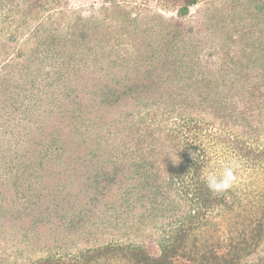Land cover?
<instances>
[{
  "label": "trees",
  "instance_id": "16d2710c",
  "mask_svg": "<svg viewBox=\"0 0 264 264\" xmlns=\"http://www.w3.org/2000/svg\"><path fill=\"white\" fill-rule=\"evenodd\" d=\"M148 1L127 9L103 0L108 13L98 18L71 0H0V217L10 214V198L15 206L30 199L32 225L43 230L56 222L51 227L64 232L46 238L50 254L24 258L18 247L0 264H179L180 257L264 264V0H158L159 11ZM200 1L207 5L200 28L179 21ZM170 9L176 17L161 12ZM237 12L255 14L263 26L250 27ZM206 27L222 37L210 52L206 43L211 47L215 36ZM5 29L20 45L13 57ZM141 44L147 58L136 61ZM163 52L167 67L157 74ZM216 55L212 67L204 61ZM83 59L123 69L104 83L98 116L87 118L99 129L89 138L79 95L64 115L53 107L63 100L53 97L56 84L81 73ZM120 125L121 134L128 131L122 143L107 129ZM129 150L132 162L122 163ZM232 159L241 175L231 190L214 195L204 175ZM258 179L256 193L244 190ZM99 205L113 210L104 215L107 227L118 222L135 237L76 244L100 234V227L84 225ZM147 227L157 233L158 253L139 237ZM213 229L219 236L212 243Z\"/></svg>",
  "mask_w": 264,
  "mask_h": 264
},
{
  "label": "rangeland",
  "instance_id": "374dc122",
  "mask_svg": "<svg viewBox=\"0 0 264 264\" xmlns=\"http://www.w3.org/2000/svg\"><path fill=\"white\" fill-rule=\"evenodd\" d=\"M71 6L72 7H80V9H82L83 11H85V14H95L97 15L98 18H103L104 16H107L106 14L108 13L107 10H103L101 9V5L103 3V0H71ZM120 1L122 4H124L126 7L132 8L133 5L135 4H141L143 3L145 0H118ZM149 5L150 7L153 8V10H158L160 6L157 5V3L159 2L158 0H149ZM218 2V0H217ZM93 4V6L91 7V4ZM160 3V2H159ZM219 3V2H218ZM242 6V5H241ZM103 7V6H102ZM161 12L165 13L166 16H171V17H176L177 16V12L176 10H167L164 12V10H162ZM191 14L187 16V18L183 19V20H179L181 22H184V24L186 25H195L196 27L200 28V24L201 21L203 20V17H205V14L207 13V5L206 3H204V1H200L198 5L193 6L191 8ZM239 13V12H237ZM243 14L239 13V16H241ZM246 15V20H244L247 25H253L256 26V24L258 23L257 18L253 17L254 15H249V14H244ZM243 15V16H244ZM179 19V18H178ZM243 21V22H244ZM178 24V23H177ZM258 27L263 26L261 24H257ZM206 30L208 34H212L215 36V40L212 42V46L210 47V42L206 43L208 46L205 47V49H207L209 52L214 50L215 46L220 45L219 42L221 41L220 39L222 38H218L216 33H214L213 29H204ZM197 30V28H196ZM8 29L3 30V36L6 42H8V45L11 47V50L14 51L13 55L11 57H13L16 53L17 50H19L20 45L17 43H14L12 41H9L10 39V34L8 33ZM199 31V30H197ZM193 37L196 36V33H192ZM148 44V43H147ZM147 44H141L138 47V51L136 52V61H145L147 58ZM22 48H24L22 46ZM162 55V59H161V63L160 66L157 70V74L161 72V66H165L167 67V59L165 58V53H161ZM10 57V58H11ZM219 55H216L214 58L209 57L210 59H207L208 57L205 58L204 61H209L210 66L212 67L214 65V63L219 60ZM10 58L8 60H10ZM7 60V61H8ZM105 64L106 67L104 70H102V64ZM80 68H81V73L79 74H72L71 76H69L68 78L62 80V82H58L56 84V86L58 87H54V92H53V97L56 100V98L58 100H61V98H63V100L59 101L57 103L56 106L53 105L54 110H57L58 113H60L61 115L66 114V110L68 108H71L72 106H74L73 103V97L76 95H79L81 97V102L84 104V113L81 114L79 116V118L83 119L85 118L86 121L83 122L85 127H82V130L85 133H88L87 136L88 138L90 137V133L89 131H97L99 129V126H95V125H91L90 121H87L88 117H92L93 119L96 117L97 118V109L101 108L102 106L100 105V99H101V95L102 93L105 91L104 88V83L105 82H110V80L112 79L113 76H119L120 74H122V68L121 66L118 65H111V63H106L102 60H98L96 62L94 61H90V63L87 64L86 60L83 59L80 63ZM216 64V63H215ZM120 65V64H119ZM129 66L131 64H128ZM257 66H259L257 64ZM47 78V77H46ZM68 79V80H67ZM49 78H47V80L43 81L46 82L48 81ZM66 81V84H63V82ZM87 80V82L89 84H86L85 81ZM99 80L101 84H97V81ZM83 84L85 86H83ZM46 85H44L45 87ZM67 87L70 88V91L67 92ZM43 89V88H42ZM53 90V89H52ZM49 92V91H47ZM69 93V95L67 94ZM68 95V96H67ZM163 101V99H162ZM79 111H76L75 113L77 114ZM60 117V116H59ZM138 119V118H137ZM118 127V126H117ZM123 126L120 125L119 129H114V127L110 126L107 129L109 131H114L116 133V131H118V138H116V141L118 143H122V141L125 139L128 131L127 129L124 130V133L121 134V130H122ZM107 129H103L102 131L104 134H110V132L107 131ZM126 131V132H125ZM115 135V134H114ZM112 135V136H114ZM122 138H124L122 140ZM111 141V140H110ZM120 141V142H119ZM92 143V142H91ZM93 144V143H92ZM220 147V146H219ZM132 151L129 150L128 153H131ZM128 158V159H127ZM134 158V155H126L125 158L122 159V163L125 162L126 163H131L132 160ZM121 160H119L120 163ZM228 164V162H224L221 164V166L219 167V165L216 168V173H219L222 171L223 167L226 166ZM219 169V170H218ZM238 175V179L241 175V172L237 173ZM260 178L264 177V173L262 172L259 176ZM257 179V178H256ZM259 179L257 181H246V185L244 190L250 191L251 194L252 192L256 193V189L255 186L258 183ZM5 188V187H4ZM1 189V187H0ZM3 194L0 193V197H2ZM24 203L23 204H19L17 206L13 205L14 204V197L10 198V202L7 204V206L9 205V210H10V214H1L0 217V229L4 230V233H2L0 235V257H8L7 255L11 252V250L16 249L18 247L22 248L25 250L24 252V258H29V255H32L33 257H35V259L37 257H44L48 254L51 253V251H49V249L47 248L46 245V238H51L54 235L56 237H61L62 234H64V232H61L60 230H54V227H51L52 224H56V222H52L51 224H47L45 226V229L43 228L40 229L39 226L36 224L31 223V218L33 216V214H37L36 211H33V209H36V206L34 203H32V201L30 199H23L22 200ZM8 202V201H7ZM7 202H4L3 204L5 205ZM28 202H30V205L27 206ZM146 203V202H145ZM147 205H150L151 203H146ZM45 205V204H44ZM44 205L40 206V209L43 210ZM27 206V207H25ZM99 205L98 207L95 208H91L88 211V217L85 219L86 221L84 222V225L86 224V228H87V223L91 224L93 226L90 227V229H92L94 231L95 228L100 227V234L97 236V234H91L89 235V240L90 242L85 243V240L82 241L79 239V241L76 242V244L79 245H87V244H94V243H102V242H106V241H115V240H128V238H130V240H132V238L135 237L134 234H128L126 227L124 230L120 229V227H122L118 222L114 223V225H112V227H107L106 224H108L107 217H104V215L107 213H112L113 210H108L106 211V209L104 208V206ZM106 211L105 213L102 212L103 209ZM138 210L142 211L143 208L137 209L136 211L138 212ZM17 211H19L21 214L20 216L17 215ZM253 213H255V210H253ZM256 215H259V212H257ZM218 220H220V217H217ZM114 222V220H112ZM116 221V220H115ZM134 221L133 218H131L130 223L132 224ZM164 224L166 225L167 222H164ZM32 225V226H31ZM79 225V229L77 234L79 233L80 230V224ZM160 226H156V228L158 229L159 227H161L163 225V221H161L159 223ZM31 226V228H30ZM226 226V224L224 225V227ZM48 229H50L48 231ZM88 229V228H87ZM128 229V228H127ZM45 230H47V232H45ZM82 230V229H81ZM80 230V231H81ZM76 231V230H75ZM86 231V229H85ZM155 230H152L151 228H146L145 230H143V236L140 235V239L145 240L149 250L152 253H158L159 251V247L157 245V237L154 236L152 233ZM53 232H55V234H53ZM68 233V230L65 231ZM216 232V233H215ZM156 233V231H155ZM157 234V233H156ZM73 235L72 238L76 239L77 235L75 233L71 234ZM209 241L210 242H214L216 240V237L219 236L217 231L210 230L209 231ZM88 237V236H87ZM67 238V236H66ZM71 239V238H69ZM96 240V242H95ZM75 244V245H76ZM8 247L9 250H6L5 248ZM41 248L44 249V251H41ZM34 249V252L32 251ZM75 249H77V247H73V252L75 251ZM60 252L58 248H55L54 252ZM14 256L15 253H13V256L10 257L11 261H14ZM22 257V256H21ZM21 261L22 258H21ZM179 264H197V261L194 260H186L182 257H180L178 259ZM8 262H6L7 264Z\"/></svg>",
  "mask_w": 264,
  "mask_h": 264
},
{
  "label": "clouds",
  "instance_id": "9594fccd",
  "mask_svg": "<svg viewBox=\"0 0 264 264\" xmlns=\"http://www.w3.org/2000/svg\"><path fill=\"white\" fill-rule=\"evenodd\" d=\"M173 160L175 159L173 158ZM240 167V162L236 159H232L223 167L221 172L216 173L215 171H208L204 175V182L214 195L226 193L236 185L238 181L237 173Z\"/></svg>",
  "mask_w": 264,
  "mask_h": 264
}]
</instances>
